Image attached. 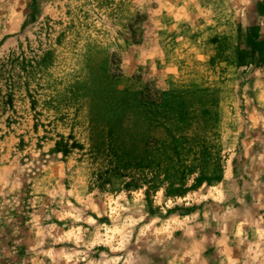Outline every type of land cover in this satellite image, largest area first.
Instances as JSON below:
<instances>
[{
	"label": "rangeland",
	"instance_id": "1",
	"mask_svg": "<svg viewBox=\"0 0 264 264\" xmlns=\"http://www.w3.org/2000/svg\"><path fill=\"white\" fill-rule=\"evenodd\" d=\"M0 264H264V0H0Z\"/></svg>",
	"mask_w": 264,
	"mask_h": 264
}]
</instances>
